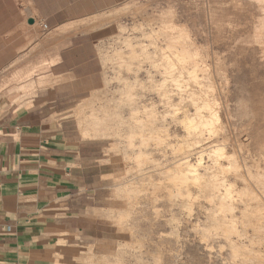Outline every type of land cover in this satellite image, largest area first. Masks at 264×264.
<instances>
[{"label":"rangeland","instance_id":"1","mask_svg":"<svg viewBox=\"0 0 264 264\" xmlns=\"http://www.w3.org/2000/svg\"><path fill=\"white\" fill-rule=\"evenodd\" d=\"M168 9L169 13H173L172 16ZM257 16L258 10L253 0H0V52L12 56L0 68V103L31 107L37 97L47 95L46 88L65 80L68 76H56L50 68L62 49L72 47L92 50L99 63L100 78L96 88L88 91L87 96L79 99L72 108L53 115L57 123L63 119L69 120L68 125L78 138L95 140L94 156L100 158L99 164L95 163V171L104 173L101 178L95 177L94 200L88 203L93 205L88 210L93 222H86L89 237L78 243L73 255L61 261L57 257L56 264L239 263V259L234 260L231 256L233 253L227 239V236H234L228 231L232 229L227 226L231 211L228 208L214 209L201 192L200 154L190 157L197 179L190 180L191 184L188 178V183H184L182 196H185L173 199L168 195V180L161 169L164 167L162 171L167 170L177 157L175 155L183 152L185 145L182 137L186 135L178 119V122L172 119L171 107L177 108L180 104L178 115L182 113L181 109L193 110L192 105L185 104L187 98L180 100L179 95L174 93L176 91L171 81L167 80V85H164L169 95L160 96L156 93V86L164 83L162 74L160 76L164 60L158 45L162 49L165 45L161 39L163 34L160 30L158 34L157 30L161 21L170 22L171 18V23L178 24L179 28H188L197 34L196 41L200 47L197 60L205 51L212 53V50H217L220 61L216 67L221 69L224 66L220 73L226 72L230 79L227 103L232 117L226 123L222 110V124L226 128L229 126L228 133L232 138L243 139L245 131L251 135L261 132L264 137V49L258 48L260 46L256 42H251L250 47L243 43V39L245 41L254 37L252 29ZM31 17L33 22L28 23ZM100 18L105 19V22L100 21ZM92 20L99 22L95 24ZM74 23H78L77 27ZM68 24L70 29L66 26ZM56 26H60V29L63 26L65 30L58 29L57 33L51 34L52 28ZM247 35L250 37L245 39ZM208 42L213 43L209 44L208 49L214 48L211 51L201 50ZM154 43L157 48L153 47ZM3 48L7 51H3ZM159 61H162L161 65ZM154 63L157 66H153ZM176 66L180 68L181 65ZM197 73L200 76L201 73ZM134 74L140 78L139 82L133 81ZM221 74L215 75V83L221 84L220 79L223 82ZM119 75L127 76L129 81H125V84L119 80ZM183 80L187 86L194 84L187 77ZM121 88L126 92L131 91L132 100L141 101L146 108L153 106L152 109L157 112L155 116L152 110V115L145 116L141 122L143 120L147 125L153 122V128L157 129L149 128L141 132L137 128V117H127L137 105L122 103L120 110L125 112L127 124L135 127L134 130L111 134L112 120V126L107 122L104 128L94 123L92 125L90 118L94 115V109L99 110L100 105L109 102L108 98L112 94L118 96V89ZM163 97L172 99L168 104L171 106L173 103L170 110ZM234 213L239 215L237 210ZM220 218L224 222H218Z\"/></svg>","mask_w":264,"mask_h":264},{"label":"crops","instance_id":"2","mask_svg":"<svg viewBox=\"0 0 264 264\" xmlns=\"http://www.w3.org/2000/svg\"><path fill=\"white\" fill-rule=\"evenodd\" d=\"M3 54L0 68L12 58ZM50 68L68 77L34 105L0 103V264H56L89 237L93 222L88 203L104 175L95 171V140L78 138L69 120L53 115L96 88L99 63L92 50L67 47Z\"/></svg>","mask_w":264,"mask_h":264},{"label":"bare ground","instance_id":"3","mask_svg":"<svg viewBox=\"0 0 264 264\" xmlns=\"http://www.w3.org/2000/svg\"><path fill=\"white\" fill-rule=\"evenodd\" d=\"M253 1L256 2V7L258 10V16H257L256 22L253 26V29H252L254 37L252 36V34L251 35L249 34L250 36H252L251 39H247L244 41V39L242 37L241 38L243 39V43L247 44L248 46L251 44V42H256L255 44L260 46L258 48H261L263 51V49H264V0H253ZM168 8L170 9V7H168ZM139 9H140V7H139ZM169 9H168V13L170 12ZM173 10H175V9H173ZM171 13H169V15L172 16L173 13L172 14ZM164 14H166V12ZM95 16H97V15H95ZM160 16H163V15H160ZM165 16H163V18ZM93 17H94V15H93ZM173 17H174V15H173ZM173 17H172V19H173ZM101 18H100V21L103 20V19L101 20ZM155 18H153V19H155ZM163 18H162V20H163ZM97 19H98V17H97ZM158 19H159V16H158ZM170 19H169L170 22L163 23L161 21V23L159 25L160 27L157 26L159 28L157 30L158 34L160 33L159 30L163 34L161 39L163 41H165V43H164L165 45L163 47V49H165V50L162 49V46L158 45V49L160 50V48H161V51H162V53L160 51L161 55L160 54L159 55L161 56V58L162 57L164 58V59L162 58V60H164V62L159 61L160 65H161V62L164 65V66L162 65L164 68L161 69L162 73H160V76L162 74V77H163L162 82H164V83H162L160 86H156V87H158V88H156V91H157L156 93H158V95H160V96H165V94L169 95L170 93L169 94H168V92L166 93L168 88L165 89L164 85L167 83V80L169 82L171 81V84L173 83L172 85L174 86L173 89H175V91H176L174 93L179 95L180 100L181 99L184 100L187 98L186 99L187 102L185 101L186 103L185 102L184 103L186 105L187 104L192 105L193 111H190L189 109L188 110L187 109H181L182 113L180 112L181 117H179L180 115H178V111L180 109L178 107H180L179 106L180 104L178 106L175 105L177 108H173L174 106L171 107L173 105V103L171 106L168 105V104H170L169 102L172 99L171 98H170V100L167 99L166 97H168V96L163 97V98H166L164 100H166L165 105H168V110H170L171 108L173 110L172 115L170 114L172 116V119L173 120L175 119L176 121L178 119V121L180 122V124H181V126H182V128L186 134L185 135L186 139L184 137H182L183 143L185 145L183 152L181 151L180 155H175L177 157H175L173 159V161L171 162V165L168 167L167 170L164 169L165 171L164 170L162 171V169L164 167L163 168L161 167L162 169L160 168L161 172L165 173V178H167V180H168V181L166 180L168 182L166 185L169 187V188L167 187L169 190L168 195L170 197L172 196L173 199L174 198L175 199L176 198L182 199V197L185 196V195L182 196V194L185 191L184 190L185 188L183 187L185 185L184 183L185 182L188 183L187 182L188 178H190L188 180L189 182L192 179H195V178L197 179V177L195 175V169H194V166L191 162L190 157L192 155H195V154H200V157H198L199 158L198 160L200 162L199 166L202 169V173H201V177L199 178V180H201L200 182L203 185L200 187L201 192L209 199L210 202L209 201L208 202L210 203L211 207H213L214 209L228 208L232 213L231 219L227 225V226H229V228L232 229V230H228V231H231V233H234L233 237L227 236V239L230 243V248H231L232 253H233L231 256L233 257L234 260L239 259L240 264H264V137H263V134L261 132H258L255 135H251L250 132L245 131L244 136L245 137L247 136V138L244 137L243 139H238L237 137L232 138V135L231 134L229 135V133H228V127L229 126L226 124L228 126L226 128V126L222 124V110H224V112H223L225 115L224 120H226V123L230 122L232 116L230 114V111L228 108V103H227V102H229L228 96L230 93L229 92L230 79L227 77L226 72H225V74L220 73L221 72L220 70H222V67H224V66L220 67L221 69H218V67H216L217 65H219V61H220L219 60L220 56L218 55V53H216L217 50L211 51V48H212L211 46H210L211 48L209 50L208 47H209V44H211V42L210 43L208 42V44H205L203 47H201L202 48L201 50L204 49L207 51H211L212 53H208L205 51L204 54L201 53L202 56L200 57L199 60H197V56L200 55V47L197 45V41H196V35L197 34L192 33L191 31L188 30V28H181L180 25H179L180 26V28H179L178 24L176 26V24H174L173 22L171 23ZM159 20H161V19H159ZM98 22H96V23L98 24ZM92 23H95V22L92 20ZM77 24H75L76 27H77ZM85 24H87V23H85ZM140 24H142V23H140ZM62 25H64V23ZM70 25H72V23ZM66 26H68V29L71 28L69 26V24ZM92 26H94V25H92ZM97 26H100V24ZM142 27H144V26H142ZM78 28H75V29H78ZM52 29H53V31L50 33L55 34V32L58 31V29H60V26H58V28L56 26L55 29L54 28H52ZM62 29L65 30L63 26L60 30H62ZM72 29H74V28H72ZM88 29H89V27H88ZM181 30H182V32L184 31L185 33L184 32L181 33L180 32ZM154 31H156V30H154ZM152 33H153V30H152ZM248 33H250V31ZM160 35H159V38H160ZM202 35H204V34H202ZM249 35H247L245 37V39L248 38ZM155 38L157 39L156 35H155ZM208 38H210V37H208ZM231 41L229 40V42H231ZM155 42H157V40ZM127 43H125L126 46L129 44V43L128 44ZM214 43H217V42H214ZM155 44L156 43H154V45ZM230 44H229V46H230ZM154 45H153V47L157 48V45H155V46ZM200 46H202V45H200ZM143 47L141 48L142 50L144 49ZM118 52H120V51H118ZM225 52H228V51H225ZM222 53H220V54H222ZM118 56H120V55H118ZM221 57H222V55H221ZM179 59L180 60L182 59V62L181 61L179 62ZM223 59L225 60V58H223ZM234 61H233V63H235ZM224 62H226V61H224ZM224 62H223V64H224ZM155 63H156V61H155ZM154 64H153V66H157L156 64L155 65ZM177 64L179 66L181 65L182 67L180 66V68H178V66H176ZM211 66H212V69H211ZM127 67H129V66H127ZM229 67H231V65H229ZM225 68H226V66H225ZM154 70H156V69H154ZM226 70H227V68H226ZM158 71H160V70H158ZM197 72L201 73L200 76ZM135 73H137V72H135ZM217 73H219V74H217ZM220 74L223 77V82H222V79H220L221 84L215 83V81H214L215 75H220ZM185 76L187 77L189 82H190V80L192 81V83L194 82V84L192 86H187V84H186L187 82H185V83L183 82L184 81L183 79L186 78ZM113 78H115V76H113ZM167 78H169V79H167ZM220 78H221V76H220ZM133 79H134L133 80L134 82L140 81V78H138L137 74H134ZM119 80H122L124 82L129 81L127 76L123 77V75L119 77ZM126 82H125V84H126ZM189 82H188V84H189ZM182 83L185 84V87H183ZM170 87L172 88V86H170ZM118 91H119L118 96H116L114 93V95L112 94L113 95V97H112V95L110 94L111 97L108 98L109 102H107L104 105H100L101 107L100 106L98 107L99 110H97L96 108L94 109V111H95L94 115L92 116V118H90V119H92V121H91L92 125L94 123L95 125H99L102 128H104V126L107 123L108 124L110 123L109 125H111V120H112L113 126L111 125L112 126L111 131L112 130L113 131L111 134H120L119 133L120 131L127 132L129 130H134L135 127L127 124L125 112L123 110H120V106L122 103L123 105L127 104L128 106L129 105L131 106L132 104L137 105L136 108L131 109V111H130V113H128L127 117L128 116H130L132 118L137 117V121H138L137 128L141 132H144L145 130H149V128L152 129L154 127V126H152L153 122H152V124H150L151 125L150 126V125L144 124L143 120L141 122V119H143L145 116L147 117V115H152V110H154L153 117L155 116L154 114H156L157 112L155 111V109H152L153 106H152V108H150V107L146 108L144 103H142L141 101L132 100L133 99V97H132L133 93L131 91L126 92L125 89H122V88L118 89ZM132 91H134V90H132ZM96 94L97 93H94L93 95H96ZM178 95L176 97H178ZM97 96H98V94H97ZM105 99H106V97H105ZM91 100H94V99H91ZM84 101H86V100H84ZM91 102H90V104H91ZM180 102L181 101H179V103ZM84 103H86V102H84ZM182 104H183V101H182ZM111 107H112V109H111ZM117 107H119V110H116ZM169 107H171V108H169ZM184 107L185 106H183V108ZM189 107H191V106H189ZM185 108H187V106ZM79 109H81V108H79ZM149 109H151V111ZM148 110L151 112V114ZM77 112H79V111H77ZM68 115H69V113H68ZM123 115H124V118H122ZM159 115H160V113H159ZM81 119H83V118H81ZM81 119H80V121L85 120V119L84 120H81ZM108 121H110V122H108ZM154 121H156V120H154ZM194 121H195V123H194ZM196 123H198V124L196 125ZM250 123H251V121H250ZM247 124H249V123H247ZM194 125H196L198 127H196ZM153 129H157V127L153 128ZM233 129H235V127ZM239 130H241V129H239ZM233 133H234V131H233ZM175 152H176V150H175ZM158 167H160V166H158ZM161 183H162V181H161ZM197 185H198V183H197ZM157 186H159V185H157ZM189 187H188V189H190ZM133 190H135V189H133ZM210 190H212V191H210ZM123 191H124V189H123ZM186 191H187V193H189L188 190H186ZM127 193L129 194L128 191H127ZM183 200H185V199H183ZM182 209H183V207H182ZM235 210H237L239 212L238 216L235 215V213H234ZM218 222H224V219L220 218V220H218ZM88 259H90V258H88ZM86 262H88V261H86ZM91 262H92V260H91ZM236 263H237V261H236ZM100 264H101V262H100Z\"/></svg>","mask_w":264,"mask_h":264},{"label":"water","instance_id":"4","mask_svg":"<svg viewBox=\"0 0 264 264\" xmlns=\"http://www.w3.org/2000/svg\"><path fill=\"white\" fill-rule=\"evenodd\" d=\"M27 21H28V23H32L33 22V19L32 18H29Z\"/></svg>","mask_w":264,"mask_h":264},{"label":"built area","instance_id":"5","mask_svg":"<svg viewBox=\"0 0 264 264\" xmlns=\"http://www.w3.org/2000/svg\"><path fill=\"white\" fill-rule=\"evenodd\" d=\"M46 27V25H44Z\"/></svg>","mask_w":264,"mask_h":264}]
</instances>
